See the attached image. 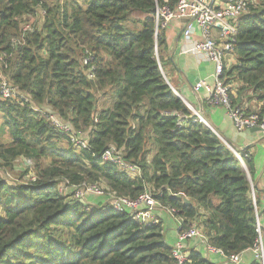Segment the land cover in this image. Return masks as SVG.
I'll use <instances>...</instances> for the list:
<instances>
[{
  "label": "trees",
  "instance_id": "1",
  "mask_svg": "<svg viewBox=\"0 0 264 264\" xmlns=\"http://www.w3.org/2000/svg\"><path fill=\"white\" fill-rule=\"evenodd\" d=\"M179 1L0 0V50L12 54L4 73L25 94L0 98L1 125L10 135L7 144L0 141V158L50 159L47 167L37 163L40 175L27 184L13 185L0 174V264H179L162 221L145 226L104 200L96 207L73 201L59 191L64 179L132 199L152 190L177 210L182 229L201 221L208 244L225 255L254 246L252 160L235 148L245 167L164 73L168 45L164 28L156 35L157 9L175 10ZM41 11L39 26L13 44L25 17ZM232 54L235 63L223 77L233 86V102L256 99L253 111L264 118V0H249ZM44 111L79 133L89 131L88 147L76 148ZM112 145L140 166V175L103 163ZM186 250L183 264H216L197 248Z\"/></svg>",
  "mask_w": 264,
  "mask_h": 264
},
{
  "label": "built area",
  "instance_id": "2",
  "mask_svg": "<svg viewBox=\"0 0 264 264\" xmlns=\"http://www.w3.org/2000/svg\"><path fill=\"white\" fill-rule=\"evenodd\" d=\"M248 3L249 0H229L226 3L222 0H180L175 10H170L166 6L158 7L156 35H158L160 28H165L173 19L188 18L189 22L183 31L185 39L189 40L192 38L196 27L200 31V38L194 40L191 47L183 50V53L202 55L215 65L214 83L210 84L205 80L198 81L194 86L195 91L204 90L210 104L223 106L228 111L238 130L260 128V134L264 138V118L260 117L257 109L256 111H250L249 107L244 104H234L232 98L235 93L233 86L227 84L223 77L228 57H235L232 51L236 42L238 19L247 11ZM40 13L44 17L45 11ZM33 30H35V25L32 27L29 23L23 24L22 35L19 38H14L12 43L15 44L19 42V39H24L26 34ZM11 57L12 54L0 50V98L3 100L22 96L19 88L4 73V69L9 66ZM84 63L87 65L89 59H85ZM187 105L201 121L212 127L204 118L202 112L196 110L190 104ZM44 113L47 114V119L52 122L56 130L69 134L70 142L75 147H88L89 137L81 136V133L75 131L70 123L59 115L48 111H44ZM231 148L246 167L242 153L238 152L234 147ZM249 155V153H245V157H249ZM102 161L103 163H113L120 170L133 176L141 173L140 166L125 159L123 149L115 145L108 147L104 151ZM261 178L264 181V168ZM36 179L35 176L32 177V181H36ZM251 185L253 199L257 207L256 216L259 236L254 246L250 249L255 255V260L260 262V264H264V223L257 205L256 188L252 180ZM66 190H70L71 200L84 203L89 195L107 197L109 199L108 202L110 201L109 207L118 211L125 210L130 212L136 221L145 226L159 222L155 214L157 207L170 213L176 220L178 229V238L173 245L172 254L179 264H183L188 258L186 243L191 238L201 239L209 253L220 254L230 264H239L241 261L242 253L227 256L222 249L209 245L205 234L197 226L193 225L188 229H182L183 219L176 215L177 210L163 206L148 189L137 198L132 199L127 196L117 195L101 184L82 183L80 185H71L68 180L64 179L60 182L59 191L67 194Z\"/></svg>",
  "mask_w": 264,
  "mask_h": 264
},
{
  "label": "crops",
  "instance_id": "3",
  "mask_svg": "<svg viewBox=\"0 0 264 264\" xmlns=\"http://www.w3.org/2000/svg\"><path fill=\"white\" fill-rule=\"evenodd\" d=\"M222 1L226 3L229 0ZM188 22V18L173 19L163 29L168 45L163 60L165 76L186 104L192 105L196 110L203 113L204 118L212 125V128L229 147L246 150L250 154L249 159L252 160L255 171L253 177H251L255 184L256 194L259 197L260 212L264 223V181L261 178L264 168V138L260 134V131H257L256 134L249 129L244 131L238 130L230 118L228 111L223 106L210 104L204 90L195 91L194 86L197 80H205L210 84L214 83L215 65L202 55L183 53V50L191 47L194 40L200 38V31L196 27L192 38L189 40L185 39L183 31ZM234 63V58L229 56L226 64L232 65ZM253 108H258V103ZM97 201H99L98 198L92 200L93 203ZM155 214L163 223L166 240L168 242L171 241L170 245H174L178 238L176 220L170 213L159 207L155 209ZM194 225L201 231L203 230L201 221L195 222ZM191 248L199 249L204 256L210 258L216 264H230L220 254L209 253L205 244L199 238H191L187 241L186 249ZM254 261L255 255L251 249H248L242 253L239 264H253Z\"/></svg>",
  "mask_w": 264,
  "mask_h": 264
},
{
  "label": "rangeland",
  "instance_id": "4",
  "mask_svg": "<svg viewBox=\"0 0 264 264\" xmlns=\"http://www.w3.org/2000/svg\"><path fill=\"white\" fill-rule=\"evenodd\" d=\"M51 5H55L56 3L60 2L61 0H45ZM253 1V0H252ZM259 1V0H257ZM137 17H139V14H136ZM43 21L42 15H34V16H26L23 24H31L32 27L34 25L39 26L40 22ZM8 77V75H6ZM17 86V85H16ZM18 87V86H17ZM19 88V87H18ZM20 89V88H19ZM21 92V91H20ZM22 93V92H21ZM22 96H25V94L22 93ZM256 99H251V100H246L245 104L246 106L250 107L253 110V106H257ZM34 107H37V104L33 102ZM44 109H47V106L44 105ZM3 121L2 115L0 114V141L2 143L7 144L10 141V135L9 132L6 128H3L1 125ZM81 136L83 137H89V131H85V133H81ZM77 148V147H76ZM49 160L47 158H43L40 161H34L31 159H28L26 157H18L14 160H4L0 158V173L3 177H5L11 184L16 185V184H27L32 182V177L35 176L36 178L40 175L39 170L37 167V163H39L42 167H47L49 165ZM132 162V161H131ZM248 173V171H247ZM138 176V175H137ZM249 178L251 179V175L249 173ZM152 191V190H151ZM67 193H70V190H66ZM98 200H104L109 206L110 201L108 202V198L104 196H94V195H89L86 198L85 203H93V199ZM98 202V201H97ZM96 202V203H97ZM93 203L92 205L95 206ZM96 207V206H95ZM160 221V219H158ZM177 225V224H176ZM171 244V241H169Z\"/></svg>",
  "mask_w": 264,
  "mask_h": 264
},
{
  "label": "water",
  "instance_id": "5",
  "mask_svg": "<svg viewBox=\"0 0 264 264\" xmlns=\"http://www.w3.org/2000/svg\"><path fill=\"white\" fill-rule=\"evenodd\" d=\"M197 82H198V80H197ZM249 130H251L252 132H255L256 134H257V131L258 132L261 131L260 128H252V129H249ZM183 200H184L185 203H188V204L191 203V200L188 199L187 197H183Z\"/></svg>",
  "mask_w": 264,
  "mask_h": 264
},
{
  "label": "bare ground",
  "instance_id": "6",
  "mask_svg": "<svg viewBox=\"0 0 264 264\" xmlns=\"http://www.w3.org/2000/svg\"><path fill=\"white\" fill-rule=\"evenodd\" d=\"M228 145V144H227Z\"/></svg>",
  "mask_w": 264,
  "mask_h": 264
}]
</instances>
